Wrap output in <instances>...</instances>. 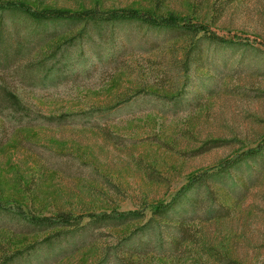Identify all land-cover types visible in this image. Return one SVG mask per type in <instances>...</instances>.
<instances>
[{
    "label": "rangeland",
    "instance_id": "1",
    "mask_svg": "<svg viewBox=\"0 0 264 264\" xmlns=\"http://www.w3.org/2000/svg\"><path fill=\"white\" fill-rule=\"evenodd\" d=\"M13 1L70 12L96 4L101 9L150 5L148 0ZM166 2L185 14L192 3H201L195 17L210 22L211 32L251 45L207 43L197 70L185 74L175 66L183 59L181 40L160 43L144 29L102 26L85 33L83 41L71 29L40 47L34 36L39 29L33 32L21 15H3L0 30L13 36L14 48L21 42L28 50L10 67H0V83L25 106L0 102V206L13 210L12 215L0 210V259L20 250L21 264H96L102 258L116 264L115 249L131 248L144 249L156 263L169 229H156L145 244L132 231L134 224L115 229L91 224L83 234L66 235L70 227L65 234L33 233L30 220L70 213L83 215L81 227L89 223V213L166 203L191 175L215 172L263 136L264 0ZM214 4L215 13H209ZM62 31L50 29L56 35ZM51 48L59 49L60 64L53 63L48 81L32 83L22 72L53 55ZM257 158L216 181L215 202L205 194L215 187L211 182L198 185L186 202L199 242L218 252L224 248L235 264H264V155ZM17 205L23 217L15 215ZM221 206L228 212H218ZM222 262L189 242L160 261Z\"/></svg>",
    "mask_w": 264,
    "mask_h": 264
},
{
    "label": "trees",
    "instance_id": "2",
    "mask_svg": "<svg viewBox=\"0 0 264 264\" xmlns=\"http://www.w3.org/2000/svg\"><path fill=\"white\" fill-rule=\"evenodd\" d=\"M148 2V4H150L148 8L127 6L122 9H101V7L96 4L93 5L90 10L82 9L81 11L70 12L56 9L39 10L21 1L0 0V24L5 14L21 15L23 17L22 21L24 22L25 19V21L29 23V27L33 29V32L35 31L34 29H39L34 36L37 38V45L40 47L48 44L47 42L56 36L69 33L71 29L75 30L72 35L78 36V39L81 41L84 40L83 35L85 33L92 32V30L96 32L99 30V27L102 26L112 28L131 26L136 27V29H144L152 32L156 40H158L159 37L160 43L172 40L183 41L185 44L183 59L175 61V66L185 74L192 68L195 71L197 70L199 62L203 59V45L207 43L218 47L220 46L221 48H233L235 46L249 47L251 45L246 42H236L232 38L219 36L211 32L210 22L206 23L195 17V15L199 16L200 14L201 3L196 5L192 3L190 7L185 10V12L189 10V14H185L170 9L166 0H148ZM221 2L225 1H219L218 3ZM197 9H199V12H196ZM207 9H210L209 13L213 12L214 14L215 4ZM211 21L214 23L213 19H211ZM51 28H62L63 31L56 35V33H50ZM13 39L12 35L8 33L5 34L0 30V67H10L12 59H17L18 55L28 50L26 45H23L21 42L14 48L13 44L16 42L13 41ZM33 41L35 42L34 39ZM151 48L153 49L154 46H151L149 50H151ZM51 52L53 55L43 57L42 59L40 58L41 60H38L34 67H26L27 69L22 72V75L29 78L32 83L48 81L53 71L51 69L53 63L58 62L60 64L61 61L57 60V58L60 57V55H58L59 49L53 50L51 48ZM45 55H47V53ZM1 101L3 103H8L11 108L19 110L25 109L20 97L12 92L3 82L0 83V102ZM262 155H264V134L260 137L255 146L227 159L218 166L215 172L206 171L199 175H191L187 179V182L173 194L171 199L166 203H153L146 207H141L138 210L128 212L112 210L110 213H89L86 215V218H89V223L81 227L79 226L83 219V215L59 213L52 218L30 220V226L32 229L36 230L31 232L55 230L58 231V233L65 234V232L68 231L63 232L62 230L70 227L71 231L66 235L70 232L83 234L91 224H103L104 226L114 229L134 224L132 227L134 229H132V231H136V236H140L141 234L140 240L144 238L145 241L143 242L147 244L148 240H150L149 237H151L156 229L158 232L163 229H169L168 236H166V250L164 249L163 251L160 250L157 252L156 263H151L150 259H147L149 252L145 251L143 248V250L131 248L127 250L125 248L115 249L113 257L114 262L116 264H162L160 263L161 260H168L176 249L189 242L192 244V247H200L209 255V258L214 259L215 262L222 259V263L224 264H235L230 260V256L224 252V248L221 252H218L216 249L209 248L208 243L203 244V242H199V239L196 237V231L192 225H189V222L192 220L190 217L186 216L185 210H188L187 206L189 205L186 202H189L187 200L192 192H198V185L208 182H211L215 187L211 186V188L206 190L205 194L209 199H214L215 202L216 199H218L216 195V192H218L216 181L223 179L226 174L229 175L230 172L228 171L240 168L242 163L245 162L248 164L257 157V159H259ZM190 203L191 205L193 204V202ZM15 208H18V212L15 215L23 217V215H20L21 208H19L18 205ZM147 209L150 210L148 213L146 212ZM0 210H5L11 213V215L13 213V210H10L8 207L0 206ZM217 211L226 213L228 209L221 206L217 208ZM112 223H115V225ZM24 254L20 252V250L10 255L3 254V257L0 259V264H21L20 262H24ZM33 259H37V257H33ZM104 260L105 259L102 258L100 259L101 263L99 261L95 263L104 264Z\"/></svg>",
    "mask_w": 264,
    "mask_h": 264
}]
</instances>
